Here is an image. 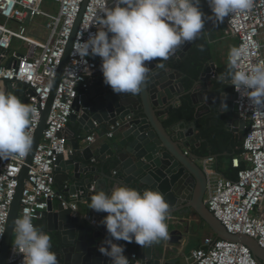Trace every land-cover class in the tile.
<instances>
[{
	"label": "built area",
	"instance_id": "2783aa9c",
	"mask_svg": "<svg viewBox=\"0 0 264 264\" xmlns=\"http://www.w3.org/2000/svg\"><path fill=\"white\" fill-rule=\"evenodd\" d=\"M52 1L57 7L55 12L45 9V0H0V19L3 20L0 22V50L3 51L0 58L6 57L13 49L15 41H19L22 48L9 65H0V82H10L14 87L21 86L28 103L34 106L36 111L29 129L33 144L43 112L51 98L67 45L86 2ZM106 6L109 7L107 0H88L71 52L75 41L82 36L87 39L89 31H95L96 15ZM37 18L47 21L49 36L45 42L28 35L27 22ZM226 23L227 35L237 39V47L243 53L241 69L246 70L249 65L264 61V45L261 41L264 34V0H254L253 8L247 14L235 13L227 16ZM77 63V59L70 55L66 66H71L75 72L78 70ZM145 63L148 65V62ZM87 67L91 75L88 76L85 68L77 72L78 78L64 70L42 139L29 166L17 218L29 214L35 227L44 219L51 201H59L64 208L72 210L74 215H80L92 226L101 225L100 221L104 218L94 212L81 213L80 202L55 189L58 157L74 155L67 130L75 113L76 99L89 89L94 80L98 66L93 57L87 58ZM233 90L234 106L240 119L247 123L243 152L240 157L233 159V167L239 168L242 161L248 166L238 172L237 179L232 180L217 171L213 157L205 158L202 162L208 179L205 202L229 234L249 236L264 249V108H256L246 97H241L234 87ZM121 127L120 122L109 126L105 136L113 139ZM97 138L98 133L93 132L87 135L85 142L92 145ZM29 154L23 157L13 155L0 158V258L11 207ZM93 162H96V159H93ZM91 191H95V187H92ZM118 245L127 251L126 242H120ZM22 260L23 256L14 254L11 247L8 264H22ZM130 260L134 264H143L136 253L130 254ZM189 264L260 263L244 244L207 237L203 247L193 251Z\"/></svg>",
	"mask_w": 264,
	"mask_h": 264
},
{
	"label": "water",
	"instance_id": "95a60500",
	"mask_svg": "<svg viewBox=\"0 0 264 264\" xmlns=\"http://www.w3.org/2000/svg\"><path fill=\"white\" fill-rule=\"evenodd\" d=\"M107 1L109 7H112L113 0ZM87 2L88 0L83 6L67 45L27 165L20 176L19 187L10 211L7 232L2 242L0 264H8V256L15 236L14 221L20 212L21 197L28 179L29 166L46 128L56 90L68 63ZM196 40L185 43L167 60L148 62V77L141 86V92L135 96L113 93L111 87L104 84L100 71L101 63H97V71L91 86L75 101V113L71 117V123L79 124L80 130L85 133L95 131L104 124L108 127L117 125L119 122L122 124L119 129V134L123 137L119 143L122 151L116 153L112 146L106 143L100 149H95L90 145L82 153L86 161L95 159L97 156L102 162L116 159L118 165L115 169L116 172H121V176H106L109 181L105 185L100 182L95 184L90 179H82V175L91 167L79 161V143L73 140L71 147L74 155L58 157L56 183L60 186L67 184L64 192L80 202L98 191L110 192L117 185L132 187L139 191L151 188L164 195L170 206L165 220L168 225V239L160 240L145 248L133 241L127 246V251H124L125 257L126 253H136L143 264H162V258H166L171 253V247L175 244L181 245L182 232L177 229L181 224V216L196 213L215 233L217 239L246 245L257 261L264 264V249L258 242L246 235L229 234L207 207L205 198L208 179L202 166L205 158L195 153V150L202 146L204 138L196 121L185 125L178 123L168 128L162 120L177 108L182 97L187 95L190 96L192 105L196 109L195 120L210 114L213 110L210 103L214 101L215 95L209 90L208 83L213 78H219L217 72L213 73L214 61L211 59L205 64L200 78L193 83L190 89H187L183 82L185 75L170 65L173 61L178 65L181 64ZM0 53L3 51L0 50ZM161 64L162 67L159 66ZM4 83L8 91L14 94V86L10 82ZM221 110L228 119V131L243 135L247 123L240 119L235 106L222 107ZM72 134V138H69L75 139L76 133ZM92 187H95V191H91ZM92 212L103 217L107 216L104 212L95 210ZM43 225L46 230L56 232L53 244L58 264H112L111 259L102 255L98 250L106 239L114 240L102 224L92 226L80 215H74L72 210L64 208L61 204L55 210V202L51 201L45 212ZM120 242L122 240H114L113 243ZM126 258L130 264H134L128 257Z\"/></svg>",
	"mask_w": 264,
	"mask_h": 264
},
{
	"label": "clouds",
	"instance_id": "9594fccd",
	"mask_svg": "<svg viewBox=\"0 0 264 264\" xmlns=\"http://www.w3.org/2000/svg\"><path fill=\"white\" fill-rule=\"evenodd\" d=\"M212 15L205 17L201 0H113L95 18V31L75 41L70 55L77 59V71L66 66L69 75L87 69V58L99 57L104 84L115 94L138 95L148 77L145 62L167 60L185 43L198 38L206 20L223 21L231 14H247L254 0H206ZM203 47L201 46V51ZM242 50L232 47L228 53L227 78L231 86L256 108H264V61L241 69ZM159 66H163L162 64ZM221 76L220 79H224ZM227 108V104L223 105ZM34 106L22 103L12 92L0 90V158L28 155L33 146L30 135ZM89 208L107 213L102 224L116 241L135 242L149 247L168 239L169 204L164 195L151 188L139 191L117 185L110 192L98 191L90 197ZM14 254L23 256L22 264H58L51 251L50 236L34 226L25 214L14 221ZM99 252L112 264H130L124 248L106 239Z\"/></svg>",
	"mask_w": 264,
	"mask_h": 264
},
{
	"label": "crops",
	"instance_id": "0c3cea01",
	"mask_svg": "<svg viewBox=\"0 0 264 264\" xmlns=\"http://www.w3.org/2000/svg\"><path fill=\"white\" fill-rule=\"evenodd\" d=\"M57 8V7H56ZM200 10L204 13L205 17L211 16L212 12L209 8L206 0H201L200 4ZM36 19L34 21H28L27 22V28H28V35L41 42H45L48 39L49 33L46 38L39 40L36 37V31L32 29L31 27L35 24ZM31 28V29H30ZM47 30V29H46ZM204 31L207 35L210 47H211V58L214 61L215 68L213 70V73L217 72L219 74V78H213L212 81H209L208 87L211 92L214 93V82L216 80H219L223 83L224 86L233 88L230 83V79L227 78V76L224 73H220V70L228 69V53L229 50L232 47H237V39L234 37H231L227 35V23H226V17L223 21H217V20H206ZM31 34V35H30ZM261 41L264 45V34L261 37ZM19 41H15L13 49L7 53L6 57L0 58V65H9V63L14 59L15 54H18L21 52L22 48L16 47V43ZM97 63H101V60L99 57L93 58ZM225 76L224 79H220L221 76ZM15 90V95L21 100L22 103L29 104L27 100V96L25 91L21 86L13 87ZM0 90H7V85L4 82H0ZM215 95V93H214ZM216 98V97H215ZM219 101V108L221 109L224 107V103L227 104V108L234 106V93L233 91L224 90L221 94V96L218 99ZM179 101V105H180ZM212 105V102L210 103ZM213 106V105H212ZM225 108V107H224ZM222 112V110H220ZM165 116L162 120L164 121ZM203 118V117H202ZM106 128H108V125L104 124L102 126H99L97 130L91 131L89 133H85L80 130L79 124H72L70 123L68 127V138L73 136L72 133H76L75 139L69 138V144L71 145V142L73 140H76L79 143V152H78V159L81 163L87 164L91 169H88L86 173L82 175V179H90L95 184L100 182L101 184L105 185L106 182L109 181V179L106 176L109 177H120L121 172H117V174H114L116 172V167L111 170L110 172L104 171L103 168L100 167L99 161H101L97 156L96 162H93L92 160L86 161L83 156V151L85 148L90 146L87 142H85V138L87 135L93 132L98 133V138L92 146L95 149H100V147L106 143H109L112 148L116 151V153L122 151V148L119 146L120 141L123 140L122 135L119 134V130L117 131L115 137L113 139H108L105 136ZM245 135V132L244 134ZM242 135V136H243ZM118 165V164H117ZM116 165V166H117ZM57 174V173H56ZM67 184H64L63 186L55 184V189L59 193L64 194L67 197H70L68 194L64 192V189L66 188ZM78 201V200H77ZM55 202V210L58 209L60 206L59 201ZM80 202V201H78ZM80 212L83 214L90 213L88 211L87 206V199L81 201L79 203ZM44 220V219H43ZM43 220L39 221L37 223V228L41 229L44 232H47L49 236L56 235V232H51L49 230H46L43 225ZM181 224L177 227L178 230L182 232V241L181 245L178 246L177 244L173 245L171 247V253L166 257L162 258V264L170 263V264H189L190 257L193 253V251L203 247L204 239L207 237H215V233L204 223V221L196 214L191 215H183L180 218ZM204 230H205V236H204ZM122 242H126L123 241ZM128 243V242H126ZM126 257L130 259V254L126 253Z\"/></svg>",
	"mask_w": 264,
	"mask_h": 264
},
{
	"label": "trees",
	"instance_id": "16d2710c",
	"mask_svg": "<svg viewBox=\"0 0 264 264\" xmlns=\"http://www.w3.org/2000/svg\"><path fill=\"white\" fill-rule=\"evenodd\" d=\"M45 9H51V11H57V8L52 0H45ZM0 22L3 20L0 19ZM201 46L203 50L201 51ZM211 58V47L204 31L198 35L194 46L189 51L186 58L181 64H176L174 61L170 65L182 72L185 75L183 82L187 89H190L195 81L200 78L205 64ZM157 62H161L157 58ZM228 69L220 70V73L227 74ZM227 76V75H226ZM224 90L234 91L233 88H229L223 85L219 80L214 82V93L215 99L212 102L213 110L210 114L205 115L203 118L195 120L196 109L192 105L191 98L189 95L182 97L180 105L175 108L164 120L166 127L171 128L172 126L183 123L184 125L192 121H196L197 127L202 131L204 141L199 149L195 150V153L207 157H213L216 161L217 171L228 179H237L238 172L245 169L248 165L245 162H241L239 168L233 167V159L240 157L243 149L244 135L233 134L227 129V117L224 112H221L219 108V97ZM107 130V128H106ZM100 167L104 171L110 172L117 165L116 159H110L108 162L99 161ZM90 197H87L88 211L93 210L89 208ZM38 226V225H37ZM52 251L54 252V236H50ZM15 240V236L13 241ZM129 243H127V246Z\"/></svg>",
	"mask_w": 264,
	"mask_h": 264
},
{
	"label": "rangeland",
	"instance_id": "374dc122",
	"mask_svg": "<svg viewBox=\"0 0 264 264\" xmlns=\"http://www.w3.org/2000/svg\"><path fill=\"white\" fill-rule=\"evenodd\" d=\"M47 11H51V9H46ZM46 19L44 18H37L35 23L37 25H33L31 28L34 29L36 31V37L41 40L47 37L48 35V31L46 30ZM30 28V29H31ZM31 35V34H30ZM21 43L18 42L16 43V47H20ZM204 236H205V230H204Z\"/></svg>",
	"mask_w": 264,
	"mask_h": 264
}]
</instances>
